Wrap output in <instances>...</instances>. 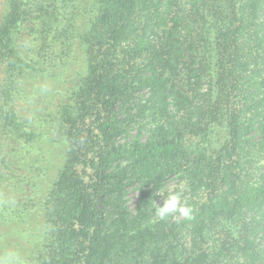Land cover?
Masks as SVG:
<instances>
[{
	"label": "trees",
	"instance_id": "16d2710c",
	"mask_svg": "<svg viewBox=\"0 0 264 264\" xmlns=\"http://www.w3.org/2000/svg\"><path fill=\"white\" fill-rule=\"evenodd\" d=\"M73 1L84 71L24 111L26 75L74 58L37 22ZM181 185L191 219L161 220ZM5 227L25 264H264V0H0Z\"/></svg>",
	"mask_w": 264,
	"mask_h": 264
},
{
	"label": "rangeland",
	"instance_id": "374dc122",
	"mask_svg": "<svg viewBox=\"0 0 264 264\" xmlns=\"http://www.w3.org/2000/svg\"><path fill=\"white\" fill-rule=\"evenodd\" d=\"M68 4L67 10L63 11L64 17H58L60 13H58L59 9H57L54 11L57 13L56 15L47 14L43 17V19L41 18L35 27V30L37 31L35 36H54V38H56V43L53 45L51 52L61 50L72 55L70 52L72 50L74 58L68 62H60L57 66L50 69L49 72L44 73L43 75H36V73H28L26 75V78L20 84L19 90L29 96L30 94H33V96H30L31 98L24 96L18 101V104L20 107L24 108V111L30 108H41V100L43 98L42 94L44 92L48 90L51 91L52 89L60 91L65 87H69L71 85L70 81L72 76L76 73L82 74L84 71L87 45H84V42L81 40H77L76 42L74 37H70L72 40H75L71 46L69 41L62 45L60 43V36H86L84 28L87 22L86 15L78 13L79 16L73 18L68 15V13L76 11L80 3L73 1ZM84 5L87 6V8H90L87 4ZM35 43L37 44L36 41ZM49 63L50 61L46 63L45 68L49 65ZM52 64L53 63H51L50 66H52ZM51 99L54 101L50 100L47 105L50 109H53L55 107L54 105L57 97L52 96ZM54 153L55 154L52 155L51 160L52 163L56 165L60 162L61 151L57 149ZM55 174L56 170L51 169L50 177L55 176ZM25 237V233L19 228H0V264H25L26 261H30L22 258L23 255L27 253V249L25 248L27 245L24 241Z\"/></svg>",
	"mask_w": 264,
	"mask_h": 264
},
{
	"label": "clouds",
	"instance_id": "9594fccd",
	"mask_svg": "<svg viewBox=\"0 0 264 264\" xmlns=\"http://www.w3.org/2000/svg\"><path fill=\"white\" fill-rule=\"evenodd\" d=\"M183 190L184 186L181 185L179 191H171L167 195L160 192L157 193L163 196V201L161 204H156L155 202H153V204L155 205L156 215L161 220L173 214H179L187 219H191L192 208L182 202Z\"/></svg>",
	"mask_w": 264,
	"mask_h": 264
}]
</instances>
